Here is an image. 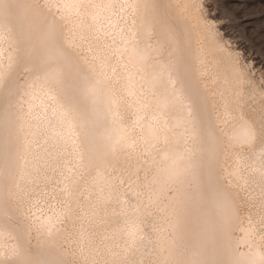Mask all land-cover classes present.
I'll return each mask as SVG.
<instances>
[{
	"label": "bare ground",
	"instance_id": "6f19581e",
	"mask_svg": "<svg viewBox=\"0 0 264 264\" xmlns=\"http://www.w3.org/2000/svg\"><path fill=\"white\" fill-rule=\"evenodd\" d=\"M217 38L194 0H0V264H264V96Z\"/></svg>",
	"mask_w": 264,
	"mask_h": 264
},
{
	"label": "rangeland",
	"instance_id": "374dc122",
	"mask_svg": "<svg viewBox=\"0 0 264 264\" xmlns=\"http://www.w3.org/2000/svg\"><path fill=\"white\" fill-rule=\"evenodd\" d=\"M194 1L197 4L201 19L214 31L218 37L217 40L219 39V44L228 51L232 57V61L240 67L245 76L248 77L244 86L246 88H244L245 90L249 89L246 92L252 94L257 91V94L260 93L264 96V0ZM117 14L118 13L114 16ZM252 87L254 89H252ZM251 97L253 98V96ZM251 97L249 100L252 99ZM65 155H67L66 151ZM141 165L145 166V169H147V176L152 173L151 167L144 164V161H141ZM56 169L52 171H56ZM115 170L117 171L116 168L114 171ZM41 178L43 179L42 176ZM133 183H135V181L129 177V171L126 170L123 175V180L117 182V185H119V191H121L122 188H127L129 184ZM45 189L49 191V185H47ZM144 190L146 189L143 187V191ZM240 190L241 195L244 198L241 204L243 217H245L246 213H249V215L255 220V224H258V226L256 224L257 231L264 236V210L260 208L255 197L250 198L248 190H246L245 187H242ZM29 191H31V188ZM29 191L24 193L23 196L26 197L29 195ZM36 192L37 196L35 202L31 204L34 209L38 210L35 212L41 210H43L41 211L42 213L45 211L55 212L65 205L64 200L61 202L56 200L58 197L56 191H49V195H41L40 192ZM102 205L104 206L105 203ZM102 205L99 206L100 209H103ZM32 213L33 210L30 208L29 214H31V216ZM103 223L105 224L103 227H106V219ZM99 239H102L101 245H103V237H99ZM95 263L99 264L97 261H95Z\"/></svg>",
	"mask_w": 264,
	"mask_h": 264
}]
</instances>
